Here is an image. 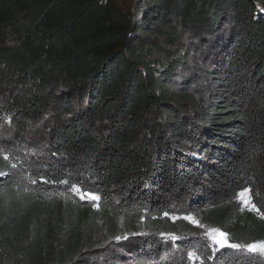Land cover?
<instances>
[{
	"label": "trees",
	"instance_id": "trees-1",
	"mask_svg": "<svg viewBox=\"0 0 264 264\" xmlns=\"http://www.w3.org/2000/svg\"><path fill=\"white\" fill-rule=\"evenodd\" d=\"M262 10L0 0V264H264Z\"/></svg>",
	"mask_w": 264,
	"mask_h": 264
},
{
	"label": "rangeland",
	"instance_id": "rangeland-1",
	"mask_svg": "<svg viewBox=\"0 0 264 264\" xmlns=\"http://www.w3.org/2000/svg\"><path fill=\"white\" fill-rule=\"evenodd\" d=\"M114 1H116L117 2V4L121 7V9L123 10V11H126V12H133V10H134V6H135V4H136V2H137V0H114ZM260 6L257 4V8H259ZM258 11V10H257ZM263 11V13L261 12V14H263L264 15V10H262ZM182 44V46H186V44H190V40L189 39H184V41H183V43H181ZM198 77L197 76H195V79H197ZM196 81H200V78L199 79H197ZM38 129V128H37ZM11 134H12V130L11 129H9L8 128V125L7 124H4L2 121H0V140H7L8 141V139L7 138H11ZM31 135H36V133H31ZM9 143V142H8ZM24 144V143H23ZM41 144H37V143H35V141H32V142H28V144H25V145H22V144H20V145H17V146H13L12 145V147L13 148H15L17 151H19V150H22L24 153H28V150H27V148L29 147V148H31V149H35L37 152H40L41 151ZM22 151H20V152H22ZM22 152V153H23ZM23 153V154H24ZM25 155V154H24ZM239 202L241 203V205H242V207L243 208H245L246 210H249V211H251V208L249 207V206H246V205H244L241 201H240V199H239ZM192 218V220L190 221V220H188V219H185L186 221H188L189 223H191L193 226H194V231H192V233L195 235V234H200V235H203V236H205V238L207 239V240H209L210 242H212V240H210L206 235H205V233L206 232H208L210 229H216V228H213V227H209V226H207V225H203L202 223H200V221L197 219V218H193V217H191ZM180 219H182L181 217H180ZM183 220V219H182ZM193 221H195V222H193ZM220 232V231H219ZM226 240H227V238H226ZM213 243V242H212ZM225 246H227V245H225ZM218 247L219 248H222V247H220L219 245H218ZM246 251H242V253H245ZM248 254H249V252H247ZM254 255H256L257 257H260V258H262L263 260H264V254H259V253H250V256H254ZM244 256H245V254H244Z\"/></svg>",
	"mask_w": 264,
	"mask_h": 264
},
{
	"label": "snow or ice",
	"instance_id": "snow-or-ice-1",
	"mask_svg": "<svg viewBox=\"0 0 264 264\" xmlns=\"http://www.w3.org/2000/svg\"><path fill=\"white\" fill-rule=\"evenodd\" d=\"M7 119V118H5ZM5 159H7V157H5ZM61 183H64V181H61ZM75 188V186H73ZM75 190L77 192H80L79 188H75ZM249 191L248 189H245L244 191H242L239 194V199L240 201L246 205L249 206L252 210H256L255 209V205L251 203V197L249 195ZM87 196V198L91 199V200H98L99 197L93 194H84L81 196V199H84ZM185 219L188 220H192L191 217H185ZM195 222V221H193ZM205 235L212 240V242L214 244L219 245L220 247H223L225 245H227L228 247H231L233 249H237V250H241V251H247L249 253H259V254H264V242H259V243H255V244H247V245H241V244H230L227 243L226 240V234L225 233H221L219 232L218 229H210L208 232L205 233ZM173 239H175V237H172ZM116 239H120L119 237H117Z\"/></svg>",
	"mask_w": 264,
	"mask_h": 264
},
{
	"label": "bare ground",
	"instance_id": "bare-ground-1",
	"mask_svg": "<svg viewBox=\"0 0 264 264\" xmlns=\"http://www.w3.org/2000/svg\"><path fill=\"white\" fill-rule=\"evenodd\" d=\"M262 13H263V11H262Z\"/></svg>",
	"mask_w": 264,
	"mask_h": 264
}]
</instances>
